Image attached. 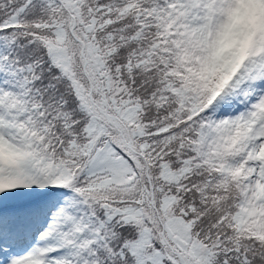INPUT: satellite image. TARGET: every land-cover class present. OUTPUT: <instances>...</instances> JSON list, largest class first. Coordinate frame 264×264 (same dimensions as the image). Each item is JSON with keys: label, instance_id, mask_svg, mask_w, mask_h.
Listing matches in <instances>:
<instances>
[{"label": "snow or ice", "instance_id": "6c2138e0", "mask_svg": "<svg viewBox=\"0 0 264 264\" xmlns=\"http://www.w3.org/2000/svg\"><path fill=\"white\" fill-rule=\"evenodd\" d=\"M0 264H264V0H0Z\"/></svg>", "mask_w": 264, "mask_h": 264}]
</instances>
